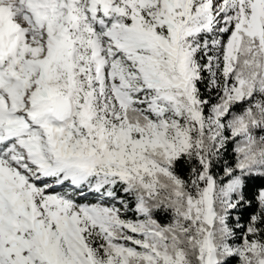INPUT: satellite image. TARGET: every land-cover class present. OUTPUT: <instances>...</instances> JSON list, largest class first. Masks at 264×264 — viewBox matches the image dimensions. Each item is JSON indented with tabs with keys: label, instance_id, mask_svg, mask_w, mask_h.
<instances>
[{
	"label": "snow or ice",
	"instance_id": "6c2138e0",
	"mask_svg": "<svg viewBox=\"0 0 264 264\" xmlns=\"http://www.w3.org/2000/svg\"><path fill=\"white\" fill-rule=\"evenodd\" d=\"M0 264H264V0H0Z\"/></svg>",
	"mask_w": 264,
	"mask_h": 264
}]
</instances>
